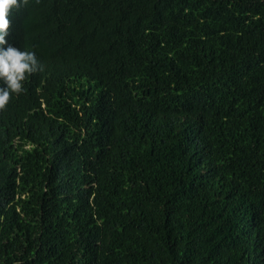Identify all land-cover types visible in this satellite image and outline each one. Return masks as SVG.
<instances>
[{
  "label": "trees",
  "instance_id": "obj_1",
  "mask_svg": "<svg viewBox=\"0 0 264 264\" xmlns=\"http://www.w3.org/2000/svg\"><path fill=\"white\" fill-rule=\"evenodd\" d=\"M0 264H264V0H0Z\"/></svg>",
  "mask_w": 264,
  "mask_h": 264
},
{
  "label": "bare ground",
  "instance_id": "obj_2",
  "mask_svg": "<svg viewBox=\"0 0 264 264\" xmlns=\"http://www.w3.org/2000/svg\"><path fill=\"white\" fill-rule=\"evenodd\" d=\"M178 1V0H177ZM196 2V1H195ZM177 14V13H176ZM176 18V17H175Z\"/></svg>",
  "mask_w": 264,
  "mask_h": 264
}]
</instances>
